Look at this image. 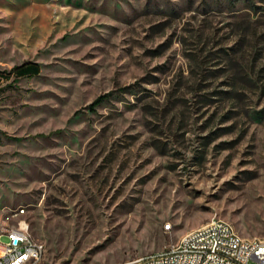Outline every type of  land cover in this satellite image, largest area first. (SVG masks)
I'll return each instance as SVG.
<instances>
[{"label": "rangeland", "instance_id": "374dc122", "mask_svg": "<svg viewBox=\"0 0 264 264\" xmlns=\"http://www.w3.org/2000/svg\"><path fill=\"white\" fill-rule=\"evenodd\" d=\"M24 62L0 210L35 264H127L211 217L263 239L264 0H0V70Z\"/></svg>", "mask_w": 264, "mask_h": 264}, {"label": "built area", "instance_id": "2783aa9c", "mask_svg": "<svg viewBox=\"0 0 264 264\" xmlns=\"http://www.w3.org/2000/svg\"><path fill=\"white\" fill-rule=\"evenodd\" d=\"M19 214L25 213L13 207L0 210V264H35L43 254V243L32 236L28 221H19ZM127 264H264V237L238 243L229 222L211 217L200 236L178 239Z\"/></svg>", "mask_w": 264, "mask_h": 264}, {"label": "trees", "instance_id": "16d2710c", "mask_svg": "<svg viewBox=\"0 0 264 264\" xmlns=\"http://www.w3.org/2000/svg\"><path fill=\"white\" fill-rule=\"evenodd\" d=\"M38 72H39L38 64L34 62H24L18 65H13L8 70H3V69L0 70V80L14 81L21 77L34 76ZM110 95L111 93L109 92L98 95L91 103L87 105V108L92 110L95 106L107 100V98H109ZM40 136H44V135H40Z\"/></svg>", "mask_w": 264, "mask_h": 264}, {"label": "bare ground", "instance_id": "6f19581e", "mask_svg": "<svg viewBox=\"0 0 264 264\" xmlns=\"http://www.w3.org/2000/svg\"><path fill=\"white\" fill-rule=\"evenodd\" d=\"M22 211H24V208H19V209L15 210L14 212H22ZM19 221H27L25 219V214H19ZM214 221L218 222V223H225L226 222L224 220L216 219V218H214ZM206 224L207 223L201 225L198 228H195V229L187 232L180 239H182V240H190V239H194L195 237L200 236L201 234L204 233V227L206 226ZM230 226H231V229L233 230V232L236 235V242H238V243H246L248 241V239L240 237L231 224H230ZM169 228H170V225H166V229H169ZM259 239H261V238H251V241H259Z\"/></svg>", "mask_w": 264, "mask_h": 264}]
</instances>
